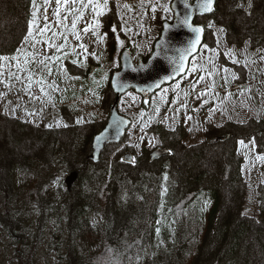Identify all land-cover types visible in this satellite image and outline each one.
Masks as SVG:
<instances>
[{
	"label": "rangeland",
	"instance_id": "374dc122",
	"mask_svg": "<svg viewBox=\"0 0 264 264\" xmlns=\"http://www.w3.org/2000/svg\"><path fill=\"white\" fill-rule=\"evenodd\" d=\"M170 1L108 0L104 14L98 17L99 27H95L91 7L73 4L72 0H67L65 4V0H60L58 8L57 0H47V3L45 0H35L39 7L31 36L28 26L20 44L21 51L13 56H0L7 57L0 60V113L10 118L0 116V126L8 128L9 134L6 139L2 135L1 142H10L11 135L21 127L19 132L23 133L24 143L18 149L24 150L25 156L37 155L47 159L45 147L41 146V150L35 138L46 129L57 130L59 144L64 147L69 137L64 132L70 127L76 126V132L87 139L91 135L90 127L106 125L115 93L106 74L103 78L93 76L92 79L102 82H96L86 90L88 74L81 73L83 67L87 70L88 65L94 67L101 63L96 76L102 75L104 68L111 72L119 66V56L127 47L132 48L136 60L138 57L147 58L162 23L173 17ZM222 1L216 0L214 8ZM32 2L30 7L33 12ZM99 2L103 3V0ZM247 2L244 3L249 6L245 14L250 12V17L256 23L257 13L260 12L261 16L259 21L263 27L256 29V33H259L256 39L253 31L248 29L241 37L229 33L227 22L219 17L218 10L196 16L194 23L204 26V42L192 57L189 71L145 100L131 90L123 93L118 99V110L130 117L131 124L121 141L108 144L102 156L109 160L110 167L122 169L132 178L141 170H160L165 156L149 160L150 151L163 143L158 134L151 132L152 126L160 123L163 128L173 130L182 127L180 138L183 144L169 149L170 156L180 158L181 153L197 145L204 146L212 155L220 153V146L221 149H231L232 158L227 163L236 164L238 183L233 187L229 184L232 176L229 171L226 179L221 183L216 180L209 188H220L222 202L230 201L239 216L255 219L259 214L258 186L264 182V8L260 0ZM87 3L88 0H83V4ZM165 7L169 10L165 11ZM57 10L59 16L54 15ZM81 13L83 18L77 21L73 29L72 21ZM45 15L47 21L44 20ZM58 20L60 23H57ZM45 23L48 30L41 34L39 30L44 28ZM88 25H93V28L85 33L83 29ZM245 25L244 21L238 19L234 24L235 31L238 32L239 26L242 29ZM74 32L81 38L77 39ZM45 41L52 46L49 47ZM57 48L61 49L59 53ZM66 53L67 62L55 64L56 59ZM81 75V80L77 82ZM74 78L78 79L71 83ZM63 87L68 89L66 94ZM73 90L76 91L75 98L72 97ZM166 137L171 135L166 134ZM240 141H244V146ZM124 147L133 154L129 162L121 160ZM11 151L8 150V156L16 154ZM203 161L195 171L206 170L209 173L211 168L214 172L209 173L210 178L217 177L215 160L204 157ZM172 169V178L176 181L182 179L183 174L175 167ZM74 184L75 181L70 190ZM64 188L68 190L65 185ZM108 190L110 194L113 193L114 185ZM128 213L129 209L123 208L121 212H114L112 217L119 216V221L124 222ZM206 247V243L200 246L191 264H200V256L204 255L202 252ZM43 249L37 256L39 264L44 263ZM52 256L49 254L50 262L53 261Z\"/></svg>",
	"mask_w": 264,
	"mask_h": 264
},
{
	"label": "trees",
	"instance_id": "16d2710c",
	"mask_svg": "<svg viewBox=\"0 0 264 264\" xmlns=\"http://www.w3.org/2000/svg\"><path fill=\"white\" fill-rule=\"evenodd\" d=\"M247 1L223 0L213 12L218 10L233 36L241 37L248 29L256 39V29L263 27L261 16L258 12L256 23L250 12L245 14ZM29 13L30 0H0V55L14 52ZM238 19L246 25L237 32ZM20 128L10 142H1L9 134L0 126V264H39L41 248L43 264H191L204 243L200 264H264V182L258 186L255 219L239 216L230 201L222 202L220 188H209L229 171V184L238 183L236 164L227 163L231 149L220 146V153L212 155L197 145L180 158L165 156L160 170H141L132 178L110 167L104 156L102 162L90 160L91 139L100 126L90 127L87 139L76 126L70 127L64 132L69 136L64 147L58 131L46 129L35 138L47 159L23 155L18 149L24 143ZM167 138L169 149L180 141L178 135ZM8 150L16 154L8 156ZM204 157L215 160L214 179L209 166V173L195 171ZM174 167L183 174L179 181L171 176ZM72 170L77 171L76 181L66 190L62 176ZM123 208L129 213L120 222L112 214Z\"/></svg>",
	"mask_w": 264,
	"mask_h": 264
},
{
	"label": "water",
	"instance_id": "95a60500",
	"mask_svg": "<svg viewBox=\"0 0 264 264\" xmlns=\"http://www.w3.org/2000/svg\"><path fill=\"white\" fill-rule=\"evenodd\" d=\"M201 0H194L189 3L187 0H172L171 7L174 11L172 22H164L160 37L154 43V50L145 61L134 65L131 53L124 50L121 54V68L115 71L110 80L114 92L121 94L127 89H134L136 92L148 97V94L158 89L162 84L176 79L184 73L189 58L197 52L203 37V31L196 33L194 28L201 26L194 24V16L205 14L210 11H202ZM215 0L212 2V8ZM188 18V23L185 19ZM202 29V28H201ZM200 36L199 43L191 49L192 41ZM183 56V61H181ZM129 120L119 115L116 111V101L113 103L105 127L97 133L91 142L92 160H97L103 147L114 141H119L128 126ZM99 137V139H97ZM166 149L156 148L151 153V159L159 158L167 154ZM125 160L131 159V154H124ZM77 172L72 171L65 178L67 188H70L76 180Z\"/></svg>",
	"mask_w": 264,
	"mask_h": 264
},
{
	"label": "snow or ice",
	"instance_id": "6c2138e0",
	"mask_svg": "<svg viewBox=\"0 0 264 264\" xmlns=\"http://www.w3.org/2000/svg\"><path fill=\"white\" fill-rule=\"evenodd\" d=\"M45 2L47 3V0H45ZM212 2H213V0H201V3H200L199 6H200V8H201L202 11H211L212 10ZM72 3L73 4L80 3L85 8L91 7L93 9V12H94L93 19L95 21V27H99L98 17L104 14V9L107 8V6H108V0H103V3H100L99 0H88V3L87 4H83V0H72ZM65 4H67V0H65ZM57 6L59 8V6H60V0H57ZM38 7L39 6L36 4L35 0H33V2H32V8H33L32 17H33V20H30L29 21V36H31L33 25L36 23L35 18L37 17ZM124 7H129V6L128 5H125ZM164 10L165 11H168L169 9H168V7H165ZM153 11H155V8H153ZM46 12H47V9L45 8V13ZM54 15L59 16V11L57 10V12L54 13ZM82 18H83V13H81V15H79L75 19H73V21H72V27H73V29L76 28L77 21L80 20V19H82ZM66 19H67V17H65V20ZM44 20L47 21V15L44 16ZM184 22L185 23H188V18H186ZM57 23H60V21L58 20ZM91 28H93V25H88V26H86L83 29V31L85 33H87ZM47 30H48V24L45 23L44 28L43 29H40L39 31H40L41 34H43ZM113 31H115V28H113ZM193 31L196 32V33H200V32H202V29L199 28V27H197V28H194ZM57 34L58 33H56L54 35H57ZM73 34L76 36L77 39H80L81 38L79 34H77L75 32ZM25 39L27 40L28 37L26 36ZM199 40H200V36L197 35L196 38H195V40L192 41L191 49H194L195 48L196 44L199 43ZM65 41H66V38H65ZM45 42L49 43V47L52 46V44L50 42H48V41H45ZM80 47L83 48L84 47L83 44H81ZM84 50L87 51L86 48ZM18 51H21V50L18 49ZM57 51H59V48H57ZM15 58L16 57H13V59H15ZM183 58L184 57L181 56V61H183ZM4 59H7V57H0V60H4ZM42 63H43V61H42ZM225 71H227V69H225ZM41 91L43 92V89H41ZM97 139H99V137ZM141 139H143V137ZM240 144H241V146H244V141H240ZM157 232L159 233V229H157Z\"/></svg>",
	"mask_w": 264,
	"mask_h": 264
},
{
	"label": "flooded vegetation",
	"instance_id": "af4514ba",
	"mask_svg": "<svg viewBox=\"0 0 264 264\" xmlns=\"http://www.w3.org/2000/svg\"><path fill=\"white\" fill-rule=\"evenodd\" d=\"M179 144H180V141H179V142L177 141V142L175 143V145H173V147H174V146H177V147H178ZM167 145H168V144H167ZM169 147H171V146L169 145ZM170 149H171V148H170Z\"/></svg>",
	"mask_w": 264,
	"mask_h": 264
},
{
	"label": "bare ground",
	"instance_id": "6f19581e",
	"mask_svg": "<svg viewBox=\"0 0 264 264\" xmlns=\"http://www.w3.org/2000/svg\"><path fill=\"white\" fill-rule=\"evenodd\" d=\"M76 231V230H75ZM75 233V232H74ZM43 255V254H42Z\"/></svg>",
	"mask_w": 264,
	"mask_h": 264
}]
</instances>
